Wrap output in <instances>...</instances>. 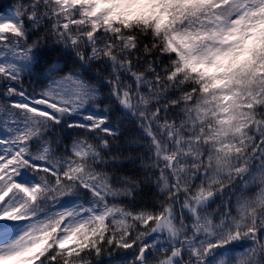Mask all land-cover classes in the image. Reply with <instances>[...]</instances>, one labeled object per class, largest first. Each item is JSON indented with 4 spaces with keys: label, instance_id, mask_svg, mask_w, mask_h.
Wrapping results in <instances>:
<instances>
[{
    "label": "snow or ice",
    "instance_id": "1",
    "mask_svg": "<svg viewBox=\"0 0 264 264\" xmlns=\"http://www.w3.org/2000/svg\"><path fill=\"white\" fill-rule=\"evenodd\" d=\"M0 264H264V0L0 9Z\"/></svg>",
    "mask_w": 264,
    "mask_h": 264
},
{
    "label": "trees",
    "instance_id": "2",
    "mask_svg": "<svg viewBox=\"0 0 264 264\" xmlns=\"http://www.w3.org/2000/svg\"><path fill=\"white\" fill-rule=\"evenodd\" d=\"M14 0H0V9H3L5 6L12 5ZM117 115H120L117 112ZM123 134L120 141V148L123 151L124 156H136L141 152L137 143H133L139 135L138 127L127 120L124 121L123 126L120 129ZM122 173L128 175H137L142 177V172L140 170V162L137 160L135 163H131L127 160L122 162ZM156 188L154 185H149L147 187H143L140 195L137 196L138 204H147L151 206L156 199Z\"/></svg>",
    "mask_w": 264,
    "mask_h": 264
}]
</instances>
